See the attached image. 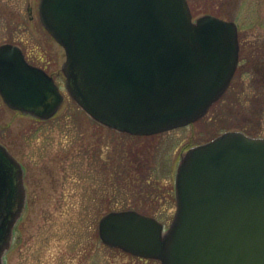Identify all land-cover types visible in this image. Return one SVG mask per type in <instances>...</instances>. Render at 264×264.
Wrapping results in <instances>:
<instances>
[{"label":"water","instance_id":"obj_1","mask_svg":"<svg viewBox=\"0 0 264 264\" xmlns=\"http://www.w3.org/2000/svg\"><path fill=\"white\" fill-rule=\"evenodd\" d=\"M40 16L66 50L70 96L123 133L149 136L203 118L237 69V24L194 20L188 0H41ZM0 93L42 120L64 102L55 80L15 45L0 47ZM176 197L168 230L138 211H114L99 222L101 241L161 264H264V138L229 131L192 148ZM26 206L23 165L0 143V264Z\"/></svg>","mask_w":264,"mask_h":264},{"label":"rangeland","instance_id":"obj_2","mask_svg":"<svg viewBox=\"0 0 264 264\" xmlns=\"http://www.w3.org/2000/svg\"><path fill=\"white\" fill-rule=\"evenodd\" d=\"M188 1L194 20L210 14L234 21L240 40L247 46L258 39L257 55L264 54V0ZM39 4L0 0V44L13 42L27 54L45 55L65 95L61 110L46 121L10 109L0 96V143L23 165L28 194L5 264H161L106 246L100 219L110 211L136 210L168 229L177 209L180 154L238 122L241 127L232 126L233 131L264 137V96L228 94L201 123L179 132L133 137L111 130L66 90V53L40 23ZM106 156L112 157V168L105 165Z\"/></svg>","mask_w":264,"mask_h":264},{"label":"flooded vegetation","instance_id":"obj_3","mask_svg":"<svg viewBox=\"0 0 264 264\" xmlns=\"http://www.w3.org/2000/svg\"><path fill=\"white\" fill-rule=\"evenodd\" d=\"M27 9H28V12H32L31 7L28 6ZM38 14H39L40 23L42 24L41 17H40V4H39V8H38ZM42 26H43V24H42ZM249 44L250 45L246 46V44H244L240 40V31H239V60H238V65H237L236 72L234 74V77H233V79H232V81H231V83L229 85V88L227 89L226 93L223 95V97H221V99L217 103H215L210 108V110L214 106L219 104V102H221L228 94L231 95L233 93H239V94L242 93L243 95H261V96L263 95L264 96V54H262L260 56L257 55L260 52V50H261V43L258 42V39H252ZM3 45H15L18 48H20L22 53H23V55H24V58L28 62V64L33 66V67H35V68H37V69H39L40 71L44 72L48 76L52 77L55 80L56 84L59 86L60 90H61V87H60V85L57 82V77H56L55 73L51 72L49 70L50 60L46 59L45 55H40V54L38 55V54H36L34 52L32 54L33 56L30 55V54H27V52L24 51V49L21 46L17 45L16 43H13V42L2 43V44H0V47L3 46ZM247 47H249L250 50H252L251 54H247L246 53L245 50L247 49ZM37 61H39V62H37ZM63 64H62V67H63ZM0 96L2 97L1 93H0ZM2 99H3V97H2ZM247 100H246V102H247ZM3 101H4V99H3ZM4 103H5V101H4ZM203 119L204 118H202L200 120H197V121H194V122H191V123H189V125L179 126V127L174 128V129H171V130H168V131H164V132H161V133H158V134H155V135H151V136H136V135H130V136H133V137H154V136H158V135H162V134L179 132L181 130H186V129L192 128L197 123L198 124L201 123ZM228 122H230V121H228ZM236 125L241 127L239 125V122L237 124H235V126ZM232 126L233 125L224 126L221 130H219L220 133H218V134L216 133L214 136H212L208 140H205L203 142L201 141V142L193 143L186 150V152H182L180 154V161H179L178 169L180 167V164H181L184 156L187 154V152L189 150H191L193 147H195L197 145H201V144L207 143V142L217 138L218 136H220L221 134H223V133H225L227 131H233L232 128H231ZM235 126H233V127H235ZM241 132L245 133L248 136H254V135H252V133H249L246 130H242ZM105 163H106L105 165L107 167L112 168V166H113L112 157L109 158L108 156H106ZM178 169L176 171V176H177V173H178ZM176 176H175V182H176ZM158 220L161 221L160 219H158ZM161 222H163V221H161Z\"/></svg>","mask_w":264,"mask_h":264}]
</instances>
